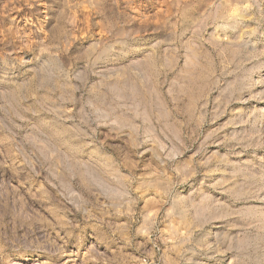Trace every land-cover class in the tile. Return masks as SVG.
Returning a JSON list of instances; mask_svg holds the SVG:
<instances>
[{"label":"rangeland","instance_id":"1","mask_svg":"<svg viewBox=\"0 0 264 264\" xmlns=\"http://www.w3.org/2000/svg\"><path fill=\"white\" fill-rule=\"evenodd\" d=\"M165 250L264 264V0H0V264Z\"/></svg>","mask_w":264,"mask_h":264},{"label":"bare ground","instance_id":"2","mask_svg":"<svg viewBox=\"0 0 264 264\" xmlns=\"http://www.w3.org/2000/svg\"><path fill=\"white\" fill-rule=\"evenodd\" d=\"M162 3V2H161ZM133 8V7H132ZM159 9H160V7H159ZM158 9V10H159ZM162 9V8H161ZM135 10V9H134ZM155 11H156V8H155ZM160 11V10H159ZM164 11V10H163ZM136 13H137V18H138V20H140V21H144V22H148L150 19L151 20H153L152 18H157L156 17V15L155 14H157V13H155V14H152V15H155V16H152V15H150V13H145V12H142V10H140V9H136ZM152 13V12H151ZM84 14V13H83ZM84 16V15H83ZM133 16V15H132ZM136 17V16H135ZM137 20V19H136ZM157 20V19H156ZM155 23H156V21H154ZM140 23V22H139ZM142 23V22H141ZM150 23V22H149ZM154 23V24H155ZM160 23V22H159Z\"/></svg>","mask_w":264,"mask_h":264},{"label":"crops","instance_id":"3","mask_svg":"<svg viewBox=\"0 0 264 264\" xmlns=\"http://www.w3.org/2000/svg\"><path fill=\"white\" fill-rule=\"evenodd\" d=\"M162 264H166V250L164 251Z\"/></svg>","mask_w":264,"mask_h":264}]
</instances>
